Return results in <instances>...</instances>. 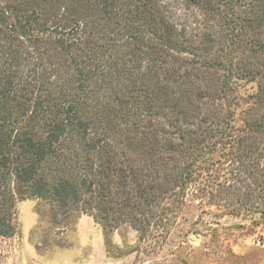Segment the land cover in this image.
I'll return each mask as SVG.
<instances>
[{
	"label": "trees",
	"instance_id": "16d2710c",
	"mask_svg": "<svg viewBox=\"0 0 264 264\" xmlns=\"http://www.w3.org/2000/svg\"><path fill=\"white\" fill-rule=\"evenodd\" d=\"M190 190L264 215V0H0V239L37 198L164 241Z\"/></svg>",
	"mask_w": 264,
	"mask_h": 264
},
{
	"label": "rangeland",
	"instance_id": "374dc122",
	"mask_svg": "<svg viewBox=\"0 0 264 264\" xmlns=\"http://www.w3.org/2000/svg\"><path fill=\"white\" fill-rule=\"evenodd\" d=\"M256 90V82H240L238 122ZM39 203L37 198L18 202L20 230L0 239V264H264V215L250 217L201 203L193 190L164 241H142L126 224L112 233L109 252L101 225L85 213L65 231L47 221L37 228Z\"/></svg>",
	"mask_w": 264,
	"mask_h": 264
},
{
	"label": "water",
	"instance_id": "95a60500",
	"mask_svg": "<svg viewBox=\"0 0 264 264\" xmlns=\"http://www.w3.org/2000/svg\"><path fill=\"white\" fill-rule=\"evenodd\" d=\"M192 238H196V239H198L195 235H192Z\"/></svg>",
	"mask_w": 264,
	"mask_h": 264
}]
</instances>
